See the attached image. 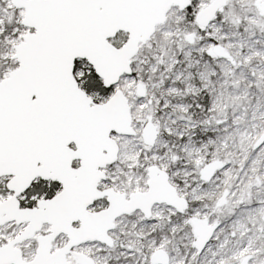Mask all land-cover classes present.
<instances>
[{
    "label": "snow or ice",
    "instance_id": "1",
    "mask_svg": "<svg viewBox=\"0 0 264 264\" xmlns=\"http://www.w3.org/2000/svg\"><path fill=\"white\" fill-rule=\"evenodd\" d=\"M0 264H264V0H0Z\"/></svg>",
    "mask_w": 264,
    "mask_h": 264
}]
</instances>
